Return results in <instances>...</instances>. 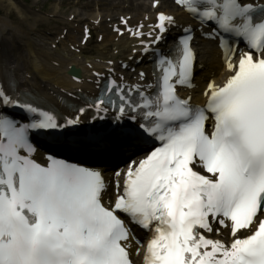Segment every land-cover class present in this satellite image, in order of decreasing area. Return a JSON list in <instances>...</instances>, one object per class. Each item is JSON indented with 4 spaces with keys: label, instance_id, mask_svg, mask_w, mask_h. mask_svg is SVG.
Returning <instances> with one entry per match:
<instances>
[{
    "label": "snow or ice",
    "instance_id": "6c2138e0",
    "mask_svg": "<svg viewBox=\"0 0 264 264\" xmlns=\"http://www.w3.org/2000/svg\"><path fill=\"white\" fill-rule=\"evenodd\" d=\"M174 2L196 26L181 29L158 12L154 24L133 29L121 17L124 27L113 29L138 41L133 51L151 61V82L140 71L135 84L124 83L109 60L107 77L93 73L99 95L82 98L86 107L72 108L75 115L61 120L42 109L19 91L14 73H4L0 264H133V242L137 255L144 248L143 264H264V3ZM197 28L221 49L226 73L222 83H207L203 105L187 94L196 88ZM89 110L93 122L112 127L81 133ZM33 134L80 152H99L115 135L123 153L145 154L114 171L113 188L101 168L54 155L38 163ZM136 229L150 234L146 246ZM224 232L231 238H220Z\"/></svg>",
    "mask_w": 264,
    "mask_h": 264
},
{
    "label": "bare ground",
    "instance_id": "6f19581e",
    "mask_svg": "<svg viewBox=\"0 0 264 264\" xmlns=\"http://www.w3.org/2000/svg\"><path fill=\"white\" fill-rule=\"evenodd\" d=\"M80 1L84 0H79L77 3L84 13L81 12L73 24L94 25L98 23L94 29L98 36L90 50L81 46L83 30L80 32L72 26L73 29L68 30L64 38L61 37L62 30L46 34L43 32L44 30L38 31L36 25L30 26L29 18L23 14L16 2L0 0V5L6 4V7L9 8L4 13L5 15L0 16V57L4 60V63L0 65V78L3 82L4 73L12 72L15 74L20 92L28 93L49 105L60 108L68 101L77 102V96L80 94L93 96L98 88L93 73L99 71L106 76L109 60L115 61L112 67L116 68L118 61L125 62L133 56V49L137 48L138 41L129 35L118 38L109 33L106 25L107 18H111L110 23H113L116 17L120 20L121 17L130 16L129 24L134 28L141 23L152 24L158 12L173 15L179 23L183 19L182 13L164 0L159 2V6L155 10L148 9L145 3L147 0L134 1L130 6V12L123 14L120 10L118 15H109L110 9L102 6L103 2H108L107 0H90L87 3ZM129 1L131 2V0ZM119 4L120 2L114 6L115 11L118 10ZM89 8H93L97 12L92 14ZM11 10L16 13V19L12 17ZM100 10L102 13L107 12V16H101ZM120 24L121 20L118 21V27ZM112 25L114 26V24ZM79 32L80 39L77 38ZM54 44L56 47H53ZM197 48L200 63L205 70L203 77L200 74V77L196 78L199 90L196 97L201 99L200 94L207 83L210 81H215L217 84L222 83L226 73L223 65L219 62L216 49L210 43L197 42ZM70 67L80 72L81 77L78 81H74L69 76L68 69ZM121 75L128 76L123 73ZM70 93L71 95H69ZM65 113H67L66 110ZM75 114L70 113L69 115Z\"/></svg>",
    "mask_w": 264,
    "mask_h": 264
},
{
    "label": "rangeland",
    "instance_id": "374dc122",
    "mask_svg": "<svg viewBox=\"0 0 264 264\" xmlns=\"http://www.w3.org/2000/svg\"><path fill=\"white\" fill-rule=\"evenodd\" d=\"M12 1L16 2L18 4V7L23 12V14L29 18L30 26H33L34 24L37 26L38 31L44 30L43 32H45L46 34L49 33L51 34V32L54 33V31L56 30L61 31L62 29H68V28L71 30L73 29V27L75 28V26L78 25L73 24V21L77 18V16L81 14V12L84 13L83 9L78 7L77 3L79 0H73V1L71 0H11V2ZM89 1L90 0H84L80 2L87 3ZM107 1L108 2H103L102 6L104 5L106 8L110 9L109 15H114V14L118 15L117 13H119L120 10L122 11L123 14L130 12V8H131L130 6L133 5L134 1H138V0H131L132 3L129 0H107ZM118 2H120L119 7L117 8L118 10L115 11L113 8ZM6 6H7L6 4L0 5V16L5 15L4 13L9 10V8ZM147 7H149V5H147ZM89 9H91L90 13L92 14H95V12H97L94 11L93 8H89ZM10 12L12 14V17L16 19L17 18L16 13L12 10ZM103 13L100 10L99 14L101 16H107V12H103ZM72 16H74V19L70 21ZM108 20L109 18L106 19V24ZM66 25L68 26V28H66ZM93 46H94V41L92 40L88 44L86 49L90 50V48Z\"/></svg>",
    "mask_w": 264,
    "mask_h": 264
},
{
    "label": "water",
    "instance_id": "95a60500",
    "mask_svg": "<svg viewBox=\"0 0 264 264\" xmlns=\"http://www.w3.org/2000/svg\"><path fill=\"white\" fill-rule=\"evenodd\" d=\"M75 74L76 76H78V73L76 71H72L71 75Z\"/></svg>",
    "mask_w": 264,
    "mask_h": 264
}]
</instances>
